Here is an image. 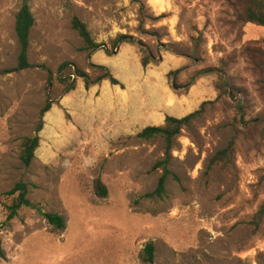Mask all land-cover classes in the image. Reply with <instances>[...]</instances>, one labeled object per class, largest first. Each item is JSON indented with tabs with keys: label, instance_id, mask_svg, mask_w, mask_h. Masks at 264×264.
I'll return each instance as SVG.
<instances>
[{
	"label": "rangeland",
	"instance_id": "374dc122",
	"mask_svg": "<svg viewBox=\"0 0 264 264\" xmlns=\"http://www.w3.org/2000/svg\"><path fill=\"white\" fill-rule=\"evenodd\" d=\"M24 3L36 19L34 67L7 73L18 66L15 19ZM73 17L112 65L94 62ZM234 20L227 0H0V264H264V219L258 231L250 224L264 205V126L242 124L264 120L243 53L264 40V28L239 30ZM123 35L135 44L116 47ZM146 51L155 61L144 68ZM90 63L120 85L107 78L86 89L77 77L66 93L62 80L75 79V70L92 81L105 75ZM223 77L235 98L217 90ZM48 101L27 168L23 141L35 136ZM196 111L174 143L164 195L149 196L163 173L154 166L165 142L135 136ZM229 147L228 158L210 167ZM19 182L34 208L8 221V193ZM45 213L64 217L65 231L52 233ZM149 243L153 263L145 262Z\"/></svg>",
	"mask_w": 264,
	"mask_h": 264
},
{
	"label": "trees",
	"instance_id": "16d2710c",
	"mask_svg": "<svg viewBox=\"0 0 264 264\" xmlns=\"http://www.w3.org/2000/svg\"><path fill=\"white\" fill-rule=\"evenodd\" d=\"M231 8L234 10L235 20L234 26L238 27L239 30H242L243 27L247 24H253L259 27L264 28V0H227ZM164 18V16L157 17L156 19ZM36 25L35 16L28 5L24 3L15 19V33L17 36V41L19 45V57H18V66L15 69L6 71L7 73L19 72L33 68L34 66L29 62V46H30V37L33 28ZM72 26L76 30L79 36L85 42V49L90 52H96L100 50L103 45L95 43L92 39L91 33L89 32L85 23H83L78 17H73ZM122 43L135 44L134 39L127 37L125 35L121 36L115 43L116 47ZM244 55L247 58V61L251 67V72L257 78L256 85L258 87V93L261 99L264 102V40L252 41L246 45L243 50ZM155 60L152 56L146 51V57L142 60V65L146 68L151 62ZM68 66L64 64L62 68ZM89 67L96 70H101L105 72V75L98 78L95 81H92L90 77L80 70H75L74 75L75 79L71 81V77L68 79L62 80L64 84L67 85L66 93L71 92L75 89V80L77 77L83 78L85 81L86 89H89L91 86L96 85L103 81L104 79H109L113 85H120L119 81L113 77V75L108 71L104 66H98L95 64H89ZM61 68V69H62ZM180 71L171 72L169 76L171 78L175 77ZM209 71L202 72L201 75ZM216 72V71H215ZM222 76V74H220ZM224 78V77H223ZM196 78L192 80L190 84L195 81ZM175 79H173L172 87L175 89L174 84ZM217 90L221 92V95H229L235 98V93L232 84H230L226 78L222 80L221 85L217 86ZM52 102L48 101L44 109L41 111V119L39 121L38 127L36 129V134L33 137L24 139L22 145L21 153V162L25 167H30L33 160L35 159V153L40 145V133L44 127V116L51 110ZM243 110L242 107H240ZM200 114V111L191 113L190 115L184 118H175L168 116L165 120L164 125L162 126H149L144 128L139 132L135 139L141 141H149L151 139L160 137L165 142V157L164 159L158 161L154 166L155 170H162V176L160 178L158 187L156 191L149 196H163L166 188L167 178L172 174L168 169V163L170 159V154L173 149L174 143L177 137L181 134V131L184 126L189 124L193 119H195ZM243 125H255V127L264 126V120L255 119L252 122L242 123ZM232 147V146H231ZM219 152L218 155L214 156L210 167L221 160L228 158L230 149ZM97 190L101 196L107 195V190L102 186L101 181H97ZM12 197L11 204L7 206L8 210V221H12L18 217L19 211L22 208H34V205L29 199V189L28 185L24 182L17 183L14 188L8 193ZM44 218L47 223L51 226V232L54 234H61L66 229V221L64 217L56 213H45ZM264 219V205L260 211L255 215L254 219L250 223L255 231L260 229L261 224ZM154 252L155 246L153 243H149L145 248V253L147 258L145 262L153 263L154 262ZM2 254L1 238H0V255Z\"/></svg>",
	"mask_w": 264,
	"mask_h": 264
},
{
	"label": "crops",
	"instance_id": "0c3cea01",
	"mask_svg": "<svg viewBox=\"0 0 264 264\" xmlns=\"http://www.w3.org/2000/svg\"><path fill=\"white\" fill-rule=\"evenodd\" d=\"M131 46L125 45L123 46V50L129 51L131 50ZM93 60L96 64H102V65H112L110 58L105 54V52L98 50L93 54ZM164 122V121H163ZM162 122V123H163Z\"/></svg>",
	"mask_w": 264,
	"mask_h": 264
}]
</instances>
